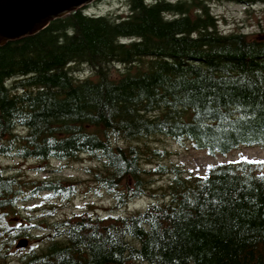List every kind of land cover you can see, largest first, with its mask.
I'll use <instances>...</instances> for the list:
<instances>
[{"label":"trees","instance_id":"trees-1","mask_svg":"<svg viewBox=\"0 0 264 264\" xmlns=\"http://www.w3.org/2000/svg\"><path fill=\"white\" fill-rule=\"evenodd\" d=\"M126 2V16L84 8L0 47V261L32 234L9 217L44 194L45 220L33 225L43 237L20 264H264L263 164L193 176L151 146L159 138L212 157L264 149V34H223L209 0ZM10 158L97 163L88 176L112 213L59 220L57 203H72L82 183L26 184L2 165ZM141 198H151L145 208L120 214Z\"/></svg>","mask_w":264,"mask_h":264},{"label":"rangeland","instance_id":"rangeland-1","mask_svg":"<svg viewBox=\"0 0 264 264\" xmlns=\"http://www.w3.org/2000/svg\"><path fill=\"white\" fill-rule=\"evenodd\" d=\"M151 0H147L149 2ZM177 2L178 0H167ZM213 15L219 20V30L223 34L235 32L245 33L255 36L256 34H264V0H258L253 6H245V3H239L236 0H209ZM129 12L126 0H99L92 5L85 7V13L89 15L106 16L113 13L126 16ZM74 73H80L81 79H87L92 76L91 70L83 65H75ZM116 75V73H114ZM151 146L160 149H167L171 155L167 164H177L184 173L192 174L193 176H202L206 174L207 168L211 166L224 165L228 163H236L241 160V157H247L249 161H264V149L262 147H241L233 153L223 156H210L205 151L193 149L191 146H182L173 141L155 139L151 141ZM3 166H12L16 170V174L26 184L33 182H42L48 179L68 178L76 181L79 186L77 196L70 204L57 203L55 207L54 217L63 220L74 213L89 211L94 215H107L112 213L110 210L113 207L111 196L106 193H96V185L90 180L87 169H97L98 164L88 159L82 158L80 161L60 164L54 162L51 166L46 163L37 162L35 160H1ZM259 164V163H258ZM264 172V164L262 165ZM170 182V178H159L155 182L157 189H164ZM30 187V186H29ZM162 193V192H159ZM44 194H40L36 199L23 202L19 205L16 214L9 217L13 227L29 226L30 237H25L28 240L27 250L16 249L17 241L12 246V249L3 259L2 264H17L22 255L29 253V247H34L33 243L36 239L43 237V234H37V230L33 229L40 220H45L43 213L39 212L42 205H49L50 201L45 199ZM151 199V198H150ZM149 198L139 199L133 202L128 207L120 212L121 215L132 214L138 210H142L149 203ZM52 204L56 201L51 199ZM116 212V211H114ZM34 233V234H33ZM34 237V239H33ZM20 264V263H18Z\"/></svg>","mask_w":264,"mask_h":264},{"label":"water","instance_id":"water-1","mask_svg":"<svg viewBox=\"0 0 264 264\" xmlns=\"http://www.w3.org/2000/svg\"><path fill=\"white\" fill-rule=\"evenodd\" d=\"M99 0H0V47L35 36L52 22ZM19 241L18 248H27Z\"/></svg>","mask_w":264,"mask_h":264},{"label":"snow or ice","instance_id":"snow-or-ice-1","mask_svg":"<svg viewBox=\"0 0 264 264\" xmlns=\"http://www.w3.org/2000/svg\"><path fill=\"white\" fill-rule=\"evenodd\" d=\"M241 161L246 162V163H259V164H264V161H249L247 157H241ZM239 162V161H237ZM212 166L210 165L209 168Z\"/></svg>","mask_w":264,"mask_h":264},{"label":"flooded vegetation","instance_id":"flooded-vegetation-1","mask_svg":"<svg viewBox=\"0 0 264 264\" xmlns=\"http://www.w3.org/2000/svg\"><path fill=\"white\" fill-rule=\"evenodd\" d=\"M16 264V263H15Z\"/></svg>","mask_w":264,"mask_h":264}]
</instances>
